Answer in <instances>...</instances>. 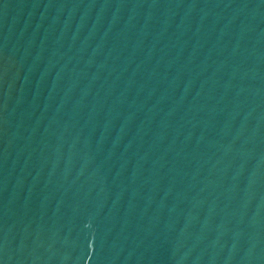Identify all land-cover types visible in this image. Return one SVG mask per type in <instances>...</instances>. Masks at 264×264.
<instances>
[{
	"label": "water",
	"instance_id": "water-1",
	"mask_svg": "<svg viewBox=\"0 0 264 264\" xmlns=\"http://www.w3.org/2000/svg\"><path fill=\"white\" fill-rule=\"evenodd\" d=\"M0 264H264V0H0Z\"/></svg>",
	"mask_w": 264,
	"mask_h": 264
}]
</instances>
